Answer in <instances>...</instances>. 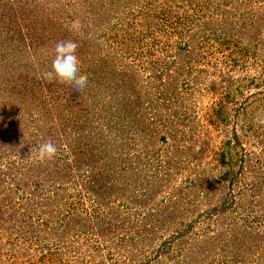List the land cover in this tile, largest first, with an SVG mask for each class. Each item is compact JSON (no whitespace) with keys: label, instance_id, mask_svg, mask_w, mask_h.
Instances as JSON below:
<instances>
[{"label":"rangeland","instance_id":"rangeland-1","mask_svg":"<svg viewBox=\"0 0 264 264\" xmlns=\"http://www.w3.org/2000/svg\"><path fill=\"white\" fill-rule=\"evenodd\" d=\"M260 109L264 0H0V264H264Z\"/></svg>","mask_w":264,"mask_h":264},{"label":"clouds","instance_id":"clouds-1","mask_svg":"<svg viewBox=\"0 0 264 264\" xmlns=\"http://www.w3.org/2000/svg\"><path fill=\"white\" fill-rule=\"evenodd\" d=\"M78 47V43L72 39L58 41L52 49L50 64L42 72L41 78L47 82L58 80L71 85L76 91L85 89L89 78L81 71ZM253 119L256 124L264 125V109L258 110ZM30 151L35 152L40 160L50 161L57 156L59 149L51 138H47Z\"/></svg>","mask_w":264,"mask_h":264},{"label":"trees","instance_id":"trees-1","mask_svg":"<svg viewBox=\"0 0 264 264\" xmlns=\"http://www.w3.org/2000/svg\"><path fill=\"white\" fill-rule=\"evenodd\" d=\"M75 166H77V165H75ZM109 177H111V178H113V175H110ZM95 180V179H94ZM103 180H105V179H103ZM91 182H93V183H100V182H97V181H91ZM90 183H88V185H89ZM96 207H98V206H96ZM96 207H94V209H92L93 210V212L91 213V216H89V214H87L89 217H86V218H88V219H90L91 218V220L93 221V228L95 229V227H101V223H102V219H101V213H100V211H98L99 209L97 208L96 209ZM217 209V208H216ZM216 209H212L211 211L212 212H215L216 211ZM218 210V209H217Z\"/></svg>","mask_w":264,"mask_h":264}]
</instances>
